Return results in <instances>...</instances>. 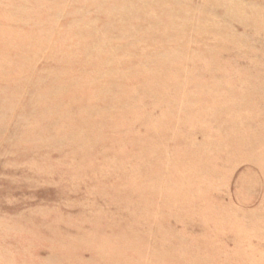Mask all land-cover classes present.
Instances as JSON below:
<instances>
[{"label":"rangeland","instance_id":"374dc122","mask_svg":"<svg viewBox=\"0 0 264 264\" xmlns=\"http://www.w3.org/2000/svg\"><path fill=\"white\" fill-rule=\"evenodd\" d=\"M0 264H264V0H0Z\"/></svg>","mask_w":264,"mask_h":264}]
</instances>
